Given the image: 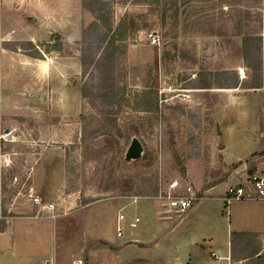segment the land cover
<instances>
[{
    "label": "rangeland",
    "instance_id": "obj_1",
    "mask_svg": "<svg viewBox=\"0 0 264 264\" xmlns=\"http://www.w3.org/2000/svg\"><path fill=\"white\" fill-rule=\"evenodd\" d=\"M85 1L0 0V264H41L42 257L89 264L90 256L116 264L102 239L118 241L120 211L124 233L132 230L137 204L121 209L123 198L158 206L152 198L175 179L198 195L212 185L225 197L229 187L254 193L253 176L264 175V82L258 89L216 84L225 70L230 82L250 81L245 35L262 39L264 79V0ZM107 14L114 27L127 19L113 107L92 83L93 66L84 74L81 62L84 28ZM151 31L159 45L145 37ZM205 73L211 88L197 87ZM228 129L234 137L225 143ZM133 137L143 153L126 161ZM65 194L77 201L68 214L36 216L33 195L57 201ZM218 199L203 203L223 208L236 226L264 228V199L226 206Z\"/></svg>",
    "mask_w": 264,
    "mask_h": 264
},
{
    "label": "crops",
    "instance_id": "obj_2",
    "mask_svg": "<svg viewBox=\"0 0 264 264\" xmlns=\"http://www.w3.org/2000/svg\"><path fill=\"white\" fill-rule=\"evenodd\" d=\"M224 132L225 143H230L228 139L231 140V137H234L233 130L228 129ZM217 187V185H212L206 188L200 194L202 197L200 201H197L193 208L178 220L159 219L157 216L159 205L144 200L146 198L144 196H139L135 200L123 198L129 201L124 202L121 209L128 204H137L136 216L141 214L142 218L138 224L140 225L138 230H134L128 223L132 230H126L122 236L117 235L118 241L111 242L105 238L102 239L111 245L108 248L111 250L112 260L116 264H251L246 259L234 260L232 258L231 231L250 230L263 235L264 228L244 226L245 224L240 221L237 222L239 226H236L231 220H224L225 210L223 208L219 210L203 203L208 199L221 198L225 206L229 204L225 194L213 193ZM141 198L144 201L140 202ZM133 218H130L129 222ZM125 220L126 217L122 223ZM96 259L90 256L89 264H99ZM41 264H45L43 257Z\"/></svg>",
    "mask_w": 264,
    "mask_h": 264
},
{
    "label": "trees",
    "instance_id": "obj_3",
    "mask_svg": "<svg viewBox=\"0 0 264 264\" xmlns=\"http://www.w3.org/2000/svg\"><path fill=\"white\" fill-rule=\"evenodd\" d=\"M84 5L87 6V2L84 0ZM92 13L95 14L93 7L89 8ZM103 22L106 24L104 25ZM127 22V19L121 18L118 24L114 27L113 17L111 14H107L103 21L102 15H95V20L91 22L83 31L84 37V53L81 57L82 66L84 68V74L87 72V68L93 66L92 70V83L98 88V92L102 98L106 101L109 100L110 105L113 107L116 104L118 93L115 90L114 80V68L116 55L119 50L118 40L122 38L123 24ZM106 26L107 30L104 29ZM262 39L257 35H245L243 37V53L244 60L247 66L252 69V75L250 81H240L236 76L233 81H229V71H220L216 73L218 76L216 84L219 87H237L238 85H244L248 88H262L263 87V75H262ZM31 44V43H30ZM59 48V46L57 47ZM87 50L90 51V55L86 54ZM32 56L37 57L36 54ZM95 72V73H93ZM205 78L201 79L197 87L199 88H211L214 82L212 81V73H205ZM96 80V81H95ZM82 93L87 96L86 83L82 86ZM153 108H157V98L153 100ZM111 115V112H109ZM113 125L116 123V118H111ZM259 153L263 154L264 150H260ZM251 172V169L249 170ZM118 195H125L124 193ZM96 199H90L86 203ZM6 223L0 227V232L4 231ZM260 233L250 230H232L231 231V253L234 260L246 259L251 264H264V253L261 250V240L259 238ZM104 244L108 247L111 245L104 241Z\"/></svg>",
    "mask_w": 264,
    "mask_h": 264
},
{
    "label": "built area",
    "instance_id": "obj_4",
    "mask_svg": "<svg viewBox=\"0 0 264 264\" xmlns=\"http://www.w3.org/2000/svg\"><path fill=\"white\" fill-rule=\"evenodd\" d=\"M145 37L153 45H159L161 42L160 35L155 31L148 32ZM252 180L256 187L254 193L247 192L243 186L229 187L226 197L227 202L229 203L231 199H264V175L255 174ZM72 196V194H65L60 196L57 201H44L39 195H33L31 200L37 210V217L56 218L68 214L71 211L72 204H77L76 198L72 201ZM201 198L192 185L175 179L167 187L161 188L155 195V199L159 202L157 216L161 220H178L188 213ZM125 217L126 215L123 212L118 214V236H122L124 233V227L121 223ZM140 221L141 217L135 216L129 222V225L132 228H136ZM45 264L57 263L52 258H47L45 259ZM71 264H83V260L79 259Z\"/></svg>",
    "mask_w": 264,
    "mask_h": 264
},
{
    "label": "water",
    "instance_id": "obj_5",
    "mask_svg": "<svg viewBox=\"0 0 264 264\" xmlns=\"http://www.w3.org/2000/svg\"><path fill=\"white\" fill-rule=\"evenodd\" d=\"M143 153V145L139 138L133 137L132 141L125 153V160L126 161H131L138 159L142 156Z\"/></svg>",
    "mask_w": 264,
    "mask_h": 264
}]
</instances>
